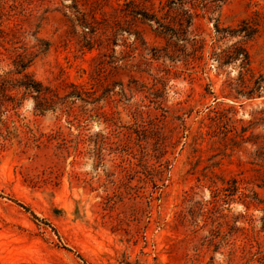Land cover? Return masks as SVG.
Segmentation results:
<instances>
[{
	"label": "rangeland",
	"instance_id": "374dc122",
	"mask_svg": "<svg viewBox=\"0 0 264 264\" xmlns=\"http://www.w3.org/2000/svg\"><path fill=\"white\" fill-rule=\"evenodd\" d=\"M0 264H264V0H0Z\"/></svg>",
	"mask_w": 264,
	"mask_h": 264
},
{
	"label": "trees",
	"instance_id": "16d2710c",
	"mask_svg": "<svg viewBox=\"0 0 264 264\" xmlns=\"http://www.w3.org/2000/svg\"><path fill=\"white\" fill-rule=\"evenodd\" d=\"M240 52V53H239ZM235 53H236V56L237 57H239L240 55H242L241 56V62H242V68L243 67H245V66H247L248 65V60H247V54L245 53V51H238V52H236L235 51ZM21 58V57H20ZM31 92H34V93H36V95H37V98L40 100V102H41V106H42V101L43 100H46V90L44 91V89L41 87V84L40 83H35L34 84V87H29L28 88ZM81 95H78L77 93H75V97H80Z\"/></svg>",
	"mask_w": 264,
	"mask_h": 264
}]
</instances>
